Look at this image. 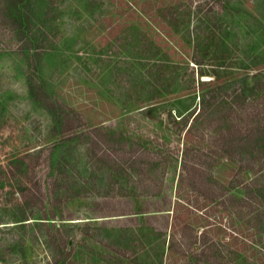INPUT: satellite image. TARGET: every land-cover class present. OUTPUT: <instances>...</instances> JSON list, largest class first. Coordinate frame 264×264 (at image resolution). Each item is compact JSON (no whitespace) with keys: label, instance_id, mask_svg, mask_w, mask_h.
<instances>
[{"label":"rangeland","instance_id":"374dc122","mask_svg":"<svg viewBox=\"0 0 264 264\" xmlns=\"http://www.w3.org/2000/svg\"><path fill=\"white\" fill-rule=\"evenodd\" d=\"M128 1L148 4L24 0L20 14L0 0V164L8 167L0 213L20 195L34 217L12 230L5 225L14 222L0 224L1 241L18 238L0 264H199L169 253L172 221L211 224L220 212L207 217L174 205L183 195L196 200L193 182L244 193L234 183L241 159L223 155L211 140L212 115L202 109L194 71H181L169 85L145 67L149 55L180 63L186 57L179 52L194 54L174 31L188 33L197 12L209 19L222 13L226 33L239 24L228 37L232 45L264 49V0H202L201 9L199 0H154L155 17L133 13ZM202 118L198 133L193 125ZM60 139L57 164L48 170V148Z\"/></svg>","mask_w":264,"mask_h":264},{"label":"trees","instance_id":"16d2710c","mask_svg":"<svg viewBox=\"0 0 264 264\" xmlns=\"http://www.w3.org/2000/svg\"><path fill=\"white\" fill-rule=\"evenodd\" d=\"M204 1L208 3V0ZM128 2L133 13L143 17L148 13L149 16L155 17L152 12L155 7L154 0H148V4L142 9L139 5ZM202 2L199 0L198 9L202 8ZM4 4L9 9L14 7L16 13L23 14L25 10L24 0H4ZM170 8L171 5L164 10L163 16L168 15ZM157 9L160 10L159 7ZM219 9H222V5ZM208 14L210 16L209 12L202 14L197 12V23L188 30V33L174 31L180 38H187L186 46L194 51L191 57L183 56V53L179 52V59L186 57V61L175 63L166 60L152 61L153 55H149L146 60L153 63L148 62L145 68L150 78H161L166 83L170 81L169 85L182 77L181 71L187 69L194 71V83L201 89L202 109L212 117L198 120L193 128L196 127L200 133L204 129L202 124H206V119L209 120L212 127L210 130L214 133L211 137L214 146L220 147L223 155L228 158H236L238 161L241 159L234 183L240 182L244 193L242 196L230 193V187L225 183L219 184L223 187L221 188L201 186L193 182L196 200L193 201L191 198L187 200L185 198L188 197L183 195L186 201L179 198L181 203L176 209L174 205L173 210L176 211L182 206L183 210L187 208L190 212H198L197 215L204 214L209 217L213 211H219L220 214L211 224L207 221H196L195 218L192 220L193 217L189 221L178 218L177 223L182 221L178 225L172 221L171 227L176 230L172 229L167 248L176 259L185 257L193 261L197 258L195 261L199 264H264V49L254 48L251 52L250 49H244V45L240 46L238 40L232 45L228 37L232 34L233 25L239 27V24L233 22L232 31L226 33L220 21L222 13H218L215 19H209ZM158 32L163 34L161 30ZM134 48L141 47L135 44ZM173 48L175 49L174 46ZM132 56L135 60L138 59L135 55ZM227 59L231 64L229 62L227 64ZM209 72L212 73V78H201L204 73ZM231 99L234 104L227 101ZM211 100H214V105L210 108ZM223 122L226 124L225 129ZM61 142L60 139L53 148H48V157L45 158L48 170L57 164L55 157ZM204 155L198 151V157L195 158L201 162ZM14 160L22 161L19 157ZM199 167L193 165L192 171H200ZM6 170L8 167L0 164L1 186H5L2 172ZM244 170L250 171L252 175L244 178ZM6 203L9 206L3 208L5 213H0V224L14 222L13 225H5L10 227L8 229L12 230L13 226L29 223L25 221L34 218L30 216L33 211L28 209L30 206L23 201V196L19 195L12 203L6 201L5 205ZM215 228H220L217 234L213 232ZM9 238L12 241L0 240V260H5L4 253H8L17 245V237ZM29 262L27 259H21L20 264H30Z\"/></svg>","mask_w":264,"mask_h":264}]
</instances>
